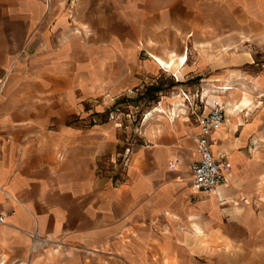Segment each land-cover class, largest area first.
Instances as JSON below:
<instances>
[{
	"label": "crops",
	"instance_id": "crops-1",
	"mask_svg": "<svg viewBox=\"0 0 264 264\" xmlns=\"http://www.w3.org/2000/svg\"><path fill=\"white\" fill-rule=\"evenodd\" d=\"M4 1L0 264H264V0H181L180 12L174 0L167 19L181 14L187 39L171 57L151 55L209 82L204 113L229 102L209 134L214 156L232 164L216 193L192 184L199 120L177 121L164 105L155 112L165 120L123 165L112 117L146 77L138 31L158 30L141 16L149 1L86 0L90 33L64 46L31 38L46 28L44 2L17 23L14 0Z\"/></svg>",
	"mask_w": 264,
	"mask_h": 264
},
{
	"label": "rangeland",
	"instance_id": "rangeland-1",
	"mask_svg": "<svg viewBox=\"0 0 264 264\" xmlns=\"http://www.w3.org/2000/svg\"><path fill=\"white\" fill-rule=\"evenodd\" d=\"M39 1L45 4V15L41 16L42 18L38 22L45 23L46 28L45 30L35 29L31 32V38L37 40L45 35V37L56 39L58 44L62 46L69 44L68 42L71 43L73 40H85L87 38L90 32L86 26V0H14V22L26 21L27 18L21 13V10L28 5L34 7ZM147 1L150 2V5L146 9L151 13L147 16L144 14L141 16L145 20L149 18L150 22H156L158 30L148 29V34L145 31H138L139 34L144 33L138 39V50L143 65L142 70L146 71V77L143 78L140 84L132 86L122 95L117 101L112 117L113 120L118 121L117 124H119L122 131L125 146L132 149L144 145L146 136L152 126L161 124L165 120L164 114L155 112L157 106L164 105L166 110L163 112H168V115L174 112L175 116H173L176 117L177 121L196 123L203 115L208 114L203 111L204 106L208 104L209 97L207 96L211 90L207 87L209 82L202 81L200 77L193 78L186 75L179 77L174 70L157 65L154 62L151 57L152 54L160 57L163 55L171 57L177 53V48L187 38L182 32L181 14L173 15L178 19V24L171 25L167 19V16H169L167 12L172 10L171 2L174 0ZM4 4L5 1L0 0V22L3 17ZM177 5V11L180 12L181 0H178ZM144 9L143 6L141 11H144ZM107 18L109 17L107 16ZM149 21L146 20L147 23ZM118 33H121V31H118ZM195 37L196 34L189 36L190 39ZM196 50L194 46L191 48L190 60L193 59ZM146 63L148 67H145ZM150 64L151 68L149 67ZM156 88H161L162 91L158 92ZM175 102H179L178 107H181V110L177 112V116ZM228 103L226 102L224 105ZM151 114L152 116H150Z\"/></svg>",
	"mask_w": 264,
	"mask_h": 264
},
{
	"label": "built area",
	"instance_id": "built-area-1",
	"mask_svg": "<svg viewBox=\"0 0 264 264\" xmlns=\"http://www.w3.org/2000/svg\"><path fill=\"white\" fill-rule=\"evenodd\" d=\"M225 115V105L218 104L209 114H205L199 119L201 134L196 138L199 158L193 163L194 179L192 184L193 187L209 193H216L218 188L228 182L232 176V164L229 158L227 156L215 157L209 140V134L212 131L224 127ZM131 155L132 148H128L122 154V162L126 168ZM0 223H6L3 214H0ZM33 239L41 244L46 242L37 232L33 234Z\"/></svg>",
	"mask_w": 264,
	"mask_h": 264
},
{
	"label": "bare ground",
	"instance_id": "bare-ground-1",
	"mask_svg": "<svg viewBox=\"0 0 264 264\" xmlns=\"http://www.w3.org/2000/svg\"><path fill=\"white\" fill-rule=\"evenodd\" d=\"M159 65H160V66H164V67L171 66L170 64H167L166 62H163V61H160ZM171 68L174 69L173 66H171ZM178 104H180V103H179V102H175V109H176V107H178ZM181 106H183V105L181 104ZM173 114H174V116H175V113H174V112H173Z\"/></svg>",
	"mask_w": 264,
	"mask_h": 264
},
{
	"label": "trees",
	"instance_id": "trees-1",
	"mask_svg": "<svg viewBox=\"0 0 264 264\" xmlns=\"http://www.w3.org/2000/svg\"><path fill=\"white\" fill-rule=\"evenodd\" d=\"M156 91L161 92L162 89L161 88H156Z\"/></svg>",
	"mask_w": 264,
	"mask_h": 264
}]
</instances>
